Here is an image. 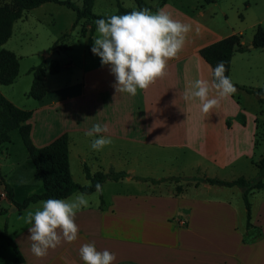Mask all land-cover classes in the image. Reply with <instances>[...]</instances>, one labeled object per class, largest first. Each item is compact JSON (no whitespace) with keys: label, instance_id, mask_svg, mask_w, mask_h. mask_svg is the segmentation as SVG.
Instances as JSON below:
<instances>
[{"label":"crops","instance_id":"0c3cea01","mask_svg":"<svg viewBox=\"0 0 264 264\" xmlns=\"http://www.w3.org/2000/svg\"><path fill=\"white\" fill-rule=\"evenodd\" d=\"M165 6L166 3L160 9ZM173 15L174 19L193 25V18L189 14L176 11ZM233 33L242 35V30L215 34L192 26L182 51L168 62L166 75L157 79L147 90L138 89L135 96L116 93L111 66L102 65L101 59L93 57L91 50L89 54L84 52L77 61L71 60L66 65L73 69L67 79H50L45 70L43 81L46 93L41 99L31 97L33 102H27L29 107L17 105L0 90L17 107L32 110L28 119L31 124L29 135L35 146H44L63 133L68 135L70 172L71 146L77 144L81 147L83 140L91 141L93 138L87 137L85 132L99 123L107 125L109 129L104 135L109 136L112 143L105 148L112 149L116 163H103L95 157L94 169V165L87 162L85 153L78 150L75 157L82 171L86 164L91 173L113 169L129 174L118 180L106 179L101 184L102 194H97L96 190L83 193L89 203L75 216L79 228L77 240L62 242L40 259L31 252L32 242L28 237L32 224L27 222V217L29 212L42 206V201L18 209L6 197L3 188L5 181L0 179V232L5 230L15 242L23 257L19 264H84L79 250L88 243L94 244L97 250L114 253V264H264V234L259 240L248 244L242 242L243 231L238 226L239 204L227 198L224 187L207 183L195 185L193 181L180 180L193 184H185L177 193L162 185L174 180L153 183L134 178L140 176L158 180L173 176L188 177L185 173L149 174L155 168H161L163 158L172 162L182 160L183 156H179L178 152L186 153V157L192 156L191 161L197 164L210 162L221 168L232 163L237 155L249 151L255 126L248 124V118L244 125L238 121L245 110L235 97L236 92L222 99L219 106L209 113L202 112L198 101L184 99L185 90L195 80H212V68L200 55V48ZM251 40L246 42L241 39L247 49L234 52L230 62L231 82L236 91L245 93L248 92L236 85H242V76L251 71L250 58L258 56L257 51H264V47H250ZM32 66H36V63ZM59 72L60 69L56 73H49L56 77ZM32 79L33 76L31 83ZM212 95H215L214 91ZM135 148L138 151L134 152ZM150 148L158 152L154 163L139 162V159L137 163L143 172L129 166L136 163L131 162V155L138 153L146 157ZM168 150L175 152L169 158L163 155ZM116 156L125 157L127 167L118 168L115 164L120 160ZM84 177L86 182L82 184H88L85 173ZM35 182L37 189L21 181V188H25L21 196L17 195L16 187L9 184L13 190V200L20 202L32 193L41 192L43 184L41 186V182ZM78 193L81 192H74L64 199ZM3 204L11 207V210L8 212ZM251 222L254 225L251 229L262 226L254 213L253 216L251 214ZM211 230H217L220 236L214 237ZM226 230L229 236L224 234ZM243 250L247 251L248 256ZM15 257L12 246L0 238V264H11Z\"/></svg>","mask_w":264,"mask_h":264},{"label":"rangeland","instance_id":"374dc122","mask_svg":"<svg viewBox=\"0 0 264 264\" xmlns=\"http://www.w3.org/2000/svg\"><path fill=\"white\" fill-rule=\"evenodd\" d=\"M70 1L78 7L82 5V0ZM145 1L155 8L151 10L152 13L161 10L160 8L165 5H158L159 0ZM118 2L126 8L134 9L137 7L135 0H94L92 11L94 14L101 16L113 15L118 10ZM163 10L170 15L176 11L189 14L193 18L192 26L203 31L209 30L215 34H222L230 30H242V38L246 42L252 39L257 25H261L264 28V0H212L211 2H205V0H168ZM74 21L75 11L65 4L56 2H45L35 8L24 10L22 16L13 24L12 35L0 46V48L13 51L19 57L18 76L11 85H2L0 83L2 93L10 97L17 105L29 107L27 102H33V99L27 95L31 87L32 78L29 69L34 63L36 65L44 64L46 76L50 79L57 77L67 79L70 77L73 69L66 65L70 64L71 60L77 61L84 52L89 54L93 47V38L98 35L96 31L97 25H94L93 31L89 32L91 23L88 24L84 19H81L74 25ZM84 24H86V29L89 31L82 34L81 27ZM57 45L58 47L55 50L51 49L52 46L55 47ZM257 52L258 56L250 58L251 71L243 76L240 74V76H242L241 79H244L242 85L264 88V51L262 53H260L261 51ZM93 57L97 56L93 54ZM53 59L58 60L60 64V72L55 75L56 77H52V74L49 73L50 61ZM235 97L245 110V113H242L238 121L244 125L248 118V124L255 126L252 145L246 154L237 155L232 163L226 165V167L218 168L210 162L197 164L196 161H191L193 159L192 156L186 157V153L178 152L179 156H183L182 160L179 159L172 162L169 161L170 159L166 160L163 158L161 168L159 170L155 168L149 174L157 176L160 174L179 173V175H182L185 173V175H189L188 177L198 178L206 176L222 180H233L240 176L246 179L256 178L258 176L257 163L264 156V101L260 100L255 94L243 91H236ZM10 136L11 141L0 147V175L5 183L11 186L14 185L17 195L21 196L25 191L24 187L21 188V184L23 185L21 181L28 182L31 187L37 189L35 180L41 182V186L42 180L35 172L18 130H12ZM90 144L91 141L83 140L81 147H78L77 144L76 146H71V175L73 180L79 184L85 183L86 179L75 157L78 150L85 153L87 162L89 165L92 164V166L94 165L95 157L103 163L115 162L111 148L110 150L104 148L101 151H94ZM133 151H138V148ZM171 153L173 155L175 152L168 150L163 155L169 158ZM157 154V150L152 148L147 149L146 157H141L138 153H135L131 155V162L136 163H130L129 166H133L137 171L143 172L137 161L140 159L139 162L154 163ZM116 157L120 160L119 164H115L118 168L121 166L127 167L125 164L128 163H125L127 160L125 157V159ZM185 184L192 185L193 183L168 181L162 185L165 189L174 191L176 186L180 185L183 187ZM215 187L222 188L224 186ZM224 190L228 196H226L227 198L239 204L238 207L241 211L237 208V212L240 213L238 226L243 231L242 242L248 244L261 239L264 234V187L249 196L251 214L253 216L254 213L255 219H259L263 227L258 225V227L250 228L247 231H245V207L240 189L238 187H224ZM3 207L7 208L8 212L11 209L6 204H3ZM252 207L254 209L253 213ZM8 212L6 213L7 215ZM236 230L238 231L237 226ZM211 233H213L214 237H218L221 234L217 230H211ZM224 234L229 236L227 230ZM212 235L210 234L209 236L212 237ZM242 252L248 256L247 251L243 250Z\"/></svg>","mask_w":264,"mask_h":264},{"label":"clouds","instance_id":"9594fccd","mask_svg":"<svg viewBox=\"0 0 264 264\" xmlns=\"http://www.w3.org/2000/svg\"><path fill=\"white\" fill-rule=\"evenodd\" d=\"M98 35L93 38L91 51L101 59L102 65L111 66L116 83V93L135 96L147 90L157 79L166 75L168 62L182 51L192 26L174 19L163 9L152 13L148 9L124 15H112L95 21ZM223 62L211 69V81L197 79L184 92L185 101H198L202 112L209 113L220 101L236 92L231 79L225 75ZM213 91L215 95H212ZM86 119V118H85ZM107 125L99 123L85 132L91 140L90 147L101 151L112 143ZM96 193L103 188L97 183ZM85 194L78 193L68 199H48L41 207L29 212L31 252L40 259L55 250L62 242L72 243L78 238L79 228L75 216L88 206ZM79 255L84 264H114L116 255L108 250H97L94 244L81 246Z\"/></svg>","mask_w":264,"mask_h":264},{"label":"trees","instance_id":"16d2710c","mask_svg":"<svg viewBox=\"0 0 264 264\" xmlns=\"http://www.w3.org/2000/svg\"><path fill=\"white\" fill-rule=\"evenodd\" d=\"M167 1L168 0H159L158 5L162 6ZM211 1L212 0H205V2ZM45 2H56L72 8L75 11L74 25H76L79 20L84 19L88 24L91 23L90 32L93 30L94 25H96L95 21L107 19L112 16L94 14L92 11L94 0H82V5L80 7L70 0H0V46L12 35L13 23L22 16L24 10L35 8ZM135 2L137 7L134 9L126 8L118 2V10L113 15H124L142 9H148L150 11L155 9L145 0H135ZM86 32V24H84L81 27V33L85 34ZM241 39V34L233 33L203 46L200 48L199 53L212 69H214L218 63L223 62L227 69L225 75L230 78V62L233 53L236 51L242 52L247 49V46L241 42ZM251 45L255 48L264 47V28L261 25L255 27ZM52 48H54V46H52ZM18 66L19 61L15 53L8 49L0 48L1 84L9 85L13 83L18 75ZM59 69V62L57 60H51L49 72L56 73ZM29 72L32 74L33 79L27 95L34 99H41L46 93L43 81L45 75L44 64L32 66ZM236 86L244 89L248 93L257 95L260 100L264 101V88H254L245 85ZM31 114V109L17 107L0 92V147L11 141L10 133L12 130L17 129L28 156L33 163L35 172L41 178L43 184V190L41 192L32 193L22 201L16 202L13 200L12 187L2 181L6 197L11 200L18 209H23L32 203L46 201L48 199H64L74 192L89 194L96 190L95 186L97 183L101 185L106 179L118 180L129 175L125 171H114L112 169L108 172L95 171L91 173L87 165L84 164L83 171L89 183L79 184L75 182L69 167L68 135L63 133L44 146H35L29 135L31 124L28 122V119L31 117ZM257 168L258 176L254 179H246L242 176L233 180H222L206 176L198 178L173 176L160 178L158 180L140 176H134V178L138 180H150L153 183L167 180H185L193 181L195 185L207 183L215 186L238 187L245 207V227L246 229H250L254 227V225L251 222V203L249 201V196L264 187V156L258 161ZM0 179H2L1 175ZM181 190L182 186H176L175 191L177 193ZM0 238L6 240L16 252V257L10 261L11 264H19L22 262L23 257L18 251L15 242L7 236L5 230L0 232Z\"/></svg>","mask_w":264,"mask_h":264},{"label":"water","instance_id":"95a60500","mask_svg":"<svg viewBox=\"0 0 264 264\" xmlns=\"http://www.w3.org/2000/svg\"><path fill=\"white\" fill-rule=\"evenodd\" d=\"M249 46H250V47H252V45H251V44H250ZM12 209H13V208H12ZM14 209H15V208H14ZM10 210H11V209H10ZM10 210H9V211H10Z\"/></svg>","mask_w":264,"mask_h":264}]
</instances>
